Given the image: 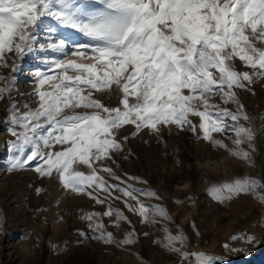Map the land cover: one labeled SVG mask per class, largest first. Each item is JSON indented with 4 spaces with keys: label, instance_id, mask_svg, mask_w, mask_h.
Returning <instances> with one entry per match:
<instances>
[{
    "label": "snow or ice",
    "instance_id": "snow-or-ice-1",
    "mask_svg": "<svg viewBox=\"0 0 264 264\" xmlns=\"http://www.w3.org/2000/svg\"><path fill=\"white\" fill-rule=\"evenodd\" d=\"M28 57L39 66L28 70L34 86L22 93L17 82ZM4 68L10 73L0 75V99L8 100L3 124L12 139L0 148L9 154L7 170L31 166L39 177L55 178L63 189L104 205L102 213L81 219L92 239L123 248L137 242L136 232L132 228L117 239L106 230L102 217L117 230L121 222L132 227L110 200L122 201L141 223L170 219L164 207L140 199H159L155 192L128 184L107 165L122 151L117 137L125 126H133L132 137L147 129L159 138L161 126L174 125L254 166L242 145L255 152L256 132L237 90L251 91L264 79V0H0ZM113 95L116 106L105 103ZM207 192L221 204L251 195L264 205V183L254 177L214 183ZM162 231L154 242L182 262L228 264L227 257L185 251L182 231L173 233L167 225ZM230 240L242 242L223 244L231 253L264 243L246 233Z\"/></svg>",
    "mask_w": 264,
    "mask_h": 264
},
{
    "label": "rangeland",
    "instance_id": "rangeland-1",
    "mask_svg": "<svg viewBox=\"0 0 264 264\" xmlns=\"http://www.w3.org/2000/svg\"><path fill=\"white\" fill-rule=\"evenodd\" d=\"M237 66L242 67L239 62ZM237 91L256 132L253 141L255 152L247 144L242 145L250 152L254 166L236 159L223 149L212 147L208 142L196 139L191 132L177 131L174 125L166 128L161 126L159 138L147 129L132 137L131 125L125 126L127 131L121 130L117 138L122 144V151L113 153L116 162L107 161V165L128 184L155 192L159 199L143 196L140 199L146 205L164 207L170 217L167 221L158 220L154 225L141 223L140 217L128 211L122 201L110 200L113 207L119 208L128 217L132 227L121 222V230H117L108 218L102 217L106 230L117 239H122L124 232L132 228L136 232L137 242L123 248L92 239L94 234L88 228V222L81 219L89 212L102 213L104 205H96L86 195L63 189L55 178L39 177L30 170L31 166L9 172V154L6 149L0 148V172L6 175L0 188V206L4 209L0 211V220L10 224L9 228L13 232L18 227L23 229L18 233V238L25 243L32 256L23 264L36 262L35 255L43 241L45 249L42 252L48 256L47 264H117L113 258H117L118 252L124 250L132 254L134 264H187L177 254L167 252L154 242L163 238L162 229L165 225L173 233L182 231L188 237L184 250L189 253L204 252L227 257L228 264H257L263 261L264 243L258 247L243 245L244 252L237 253L226 251L222 246L229 243L231 247H241V241L230 240L234 234H255L257 241L264 238V205L251 195H240L221 204L207 192L214 183L233 177L249 176L264 183V79L252 84L251 91ZM96 95L100 96L98 93ZM5 102H8L7 97L0 99V103ZM105 103L116 106L118 97L113 95L111 100L105 98ZM7 116L6 111L0 116V144L12 139L4 129L3 121ZM192 119L194 122L198 120ZM176 134L180 137L175 138ZM123 135L129 139L124 141ZM213 135L217 139H224L219 133ZM224 143L232 147L231 140L224 139ZM206 153H217L219 157L203 160V154ZM222 162L225 163L224 167ZM234 167L239 174L232 176ZM102 175L109 183H116L106 173ZM129 177H139L146 183L135 182ZM37 188L41 189L39 194ZM175 205L180 206V212L176 211ZM81 231L86 234L84 237L79 235ZM128 246L157 250L152 259H147L139 250L130 252ZM91 254L99 255L98 262L90 258Z\"/></svg>",
    "mask_w": 264,
    "mask_h": 264
},
{
    "label": "bare ground",
    "instance_id": "bare-ground-1",
    "mask_svg": "<svg viewBox=\"0 0 264 264\" xmlns=\"http://www.w3.org/2000/svg\"><path fill=\"white\" fill-rule=\"evenodd\" d=\"M9 57H11L12 54H8ZM11 62V61H9ZM39 66L38 62L34 61L31 57H28L24 60L23 62V72L22 74L19 75L18 77V82H17V88L20 92L22 93H28L31 92L32 88H33V83H31L30 81L32 80V76L29 74L30 69H35ZM0 73H2V75H8L10 73V68H4V69H0ZM99 94V93H98ZM27 99V97H23L21 98V102H23V100ZM34 99V98H33ZM8 102L5 103H0V116L1 114H3L5 111V107L7 105ZM177 135V134H176ZM180 137L179 135H177L175 138ZM219 156L217 155V153H206L203 154V160H208V159H214V158H218ZM222 161V160H221ZM224 161V160H223ZM207 164V163H205ZM225 163H221L222 167H224ZM208 165V164H207ZM231 174L232 176L238 175L239 172L236 169V167H234L231 170ZM6 179V175L4 172H0V188L2 186V184L4 183V180ZM6 183V182H5ZM177 206V205H175ZM10 208V207H8ZM176 208V211H179L180 206L178 205ZM181 209V208H180ZM4 209L0 206V211H3ZM180 212V211H179ZM10 224L5 223L3 220H0V264H23L25 263L30 256L27 248L25 247V243L20 240V238H18V233L22 232L23 229H21L20 227H18L16 229V231H11V228H9ZM44 243V244H43ZM128 246V250L131 252H136L137 250L140 251V253H144L145 257L147 259H152L153 255L156 252V248H149V247H131ZM135 248V249H134ZM42 249L44 251L45 249V242L43 241L41 244V249L39 250V252L35 255V260L36 262L34 264H47L48 263V256L45 254V252H42ZM99 255L96 254H91L90 258L94 261V262H98V257ZM117 264H134V259L131 253H129L128 251L124 250V251H119L118 252V257L117 258H113ZM116 264V263H115Z\"/></svg>",
    "mask_w": 264,
    "mask_h": 264
},
{
    "label": "water",
    "instance_id": "water-1",
    "mask_svg": "<svg viewBox=\"0 0 264 264\" xmlns=\"http://www.w3.org/2000/svg\"><path fill=\"white\" fill-rule=\"evenodd\" d=\"M257 264H264V260H263V261H261V262H258Z\"/></svg>",
    "mask_w": 264,
    "mask_h": 264
}]
</instances>
